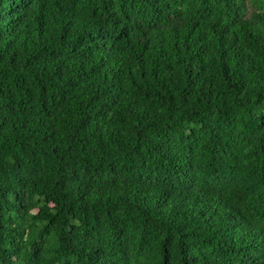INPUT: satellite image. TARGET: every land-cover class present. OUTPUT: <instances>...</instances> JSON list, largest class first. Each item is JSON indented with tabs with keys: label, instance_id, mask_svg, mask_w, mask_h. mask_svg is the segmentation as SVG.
Returning a JSON list of instances; mask_svg holds the SVG:
<instances>
[{
	"label": "trees",
	"instance_id": "1",
	"mask_svg": "<svg viewBox=\"0 0 264 264\" xmlns=\"http://www.w3.org/2000/svg\"><path fill=\"white\" fill-rule=\"evenodd\" d=\"M0 264H264V0H0Z\"/></svg>",
	"mask_w": 264,
	"mask_h": 264
},
{
	"label": "clouds",
	"instance_id": "2",
	"mask_svg": "<svg viewBox=\"0 0 264 264\" xmlns=\"http://www.w3.org/2000/svg\"><path fill=\"white\" fill-rule=\"evenodd\" d=\"M175 164L178 166L179 161H176ZM177 186L175 184H167L164 189L160 192V196L167 199V196L176 191Z\"/></svg>",
	"mask_w": 264,
	"mask_h": 264
}]
</instances>
